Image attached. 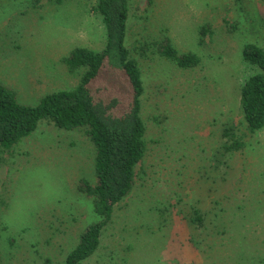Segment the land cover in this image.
Here are the masks:
<instances>
[{"label": "rangeland", "instance_id": "rangeland-1", "mask_svg": "<svg viewBox=\"0 0 264 264\" xmlns=\"http://www.w3.org/2000/svg\"><path fill=\"white\" fill-rule=\"evenodd\" d=\"M96 0H0V80L36 104L77 84L63 61L105 44ZM206 26L201 34L203 27ZM168 37L200 62L181 69L153 42ZM143 79L146 150L96 251L80 264H264V126L249 132L239 90L256 71L245 43L264 48V0H129L127 35ZM242 143L219 151L224 124ZM94 145L80 128L40 121L0 148V264H61L98 220ZM197 211L202 223L191 217Z\"/></svg>", "mask_w": 264, "mask_h": 264}, {"label": "trees", "instance_id": "trees-1", "mask_svg": "<svg viewBox=\"0 0 264 264\" xmlns=\"http://www.w3.org/2000/svg\"><path fill=\"white\" fill-rule=\"evenodd\" d=\"M91 10L102 18L105 44L100 50L76 46L63 58L70 71L80 70L76 85L49 92L36 104H26L0 80L2 150L11 149L31 134L40 121L60 129L80 128L94 145L96 182L91 185L81 179L77 189L91 196L98 220L86 227L61 264H80L96 251L102 228L110 222L115 204L132 188L135 166L146 150L141 116L143 79L139 63L125 42L129 0H96ZM153 45L160 56L181 69L200 62L197 53L179 51L168 37ZM241 55L257 68L243 80L239 90L244 125L254 132L264 126V48L248 42ZM236 131L233 123L223 125L225 139L219 151L228 152L242 145ZM191 220L200 224L202 216L194 211Z\"/></svg>", "mask_w": 264, "mask_h": 264}]
</instances>
